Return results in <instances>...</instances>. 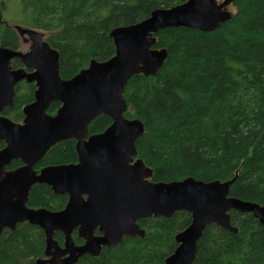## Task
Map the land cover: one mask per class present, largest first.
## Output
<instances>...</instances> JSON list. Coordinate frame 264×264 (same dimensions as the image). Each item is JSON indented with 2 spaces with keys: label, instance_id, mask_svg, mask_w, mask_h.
I'll list each match as a JSON object with an SVG mask.
<instances>
[{
  "label": "trees",
  "instance_id": "trees-1",
  "mask_svg": "<svg viewBox=\"0 0 264 264\" xmlns=\"http://www.w3.org/2000/svg\"><path fill=\"white\" fill-rule=\"evenodd\" d=\"M13 1L21 19L7 23L4 15ZM184 1L0 0V43L16 48L13 23L47 31V42L59 53V74L70 78L92 59L114 55L112 28ZM233 5L232 16L211 31L166 27L154 33V47L165 48L166 56L154 75L128 79L124 116L144 126L135 148L153 169L154 181L231 180L229 196L264 205V0H234ZM14 89L13 105L2 113L19 121L35 86L21 81ZM59 105L50 102L47 113L54 114ZM110 123L107 115L99 114L88 133L101 132ZM76 159L75 139L68 138L52 145L40 166ZM64 201L44 183L34 184L28 196L31 206L57 208ZM190 219L186 211L141 218L137 223L142 237H123L103 247L98 257L83 255L77 264H165L177 247L174 235ZM229 220L237 232L207 226L191 264H264V224L235 210ZM42 248L41 230L18 224L0 235V264H30Z\"/></svg>",
  "mask_w": 264,
  "mask_h": 264
},
{
  "label": "water",
  "instance_id": "water-1",
  "mask_svg": "<svg viewBox=\"0 0 264 264\" xmlns=\"http://www.w3.org/2000/svg\"><path fill=\"white\" fill-rule=\"evenodd\" d=\"M232 2L185 0L156 8L139 22L114 27L109 31L114 55L103 61L92 59L69 79L60 77L58 52L49 46L41 32L14 26L20 36L30 39L31 46L22 53L0 44V111L12 106L18 81L34 82L36 89L33 102L22 109L21 123L0 115V140L5 144L0 149V232L3 228L13 229L23 220L38 225L46 235V254L52 255L49 264H70L77 255L96 254L100 245H111L123 235L142 236L143 231L136 224L140 218L169 217L176 211H186L190 223L174 235L177 247L165 264H191L197 242L207 226L237 232L230 223V211L250 213L264 224V205L229 196L231 180L186 177L168 182L147 181L152 170L137 157L135 148V140L144 132V126L140 120L124 116L123 91L128 79L135 74L154 75L166 56L165 48L154 47V33L166 27L211 31L232 16L223 10ZM14 57L31 71L12 69L9 62ZM53 100L61 105L50 116L45 110ZM99 114L109 116L111 124L85 138L88 124ZM69 137L77 140L78 162L45 167L36 175L32 164L54 143ZM14 159L25 165L11 172L3 171ZM34 182H45L54 191L67 193L64 209L50 212L26 208L24 202ZM76 226L87 239L78 247L69 236ZM96 228L102 234L93 237ZM54 229L64 232V249L52 240ZM66 252L70 256L58 260Z\"/></svg>",
  "mask_w": 264,
  "mask_h": 264
},
{
  "label": "flooded vegetation",
  "instance_id": "flooded-vegetation-1",
  "mask_svg": "<svg viewBox=\"0 0 264 264\" xmlns=\"http://www.w3.org/2000/svg\"><path fill=\"white\" fill-rule=\"evenodd\" d=\"M25 28H29V29H33V30H35V31H38V30H36L35 28H33V27H25ZM38 29V28H37ZM15 30V29H14ZM15 32H16V30H15ZM38 32H41V31H38ZM42 34H43V32H41ZM16 35H17V46H16V48H10V47H6V48H9V49H12V50H17V51H19V52H22V51H20L19 49H18V36L21 38V40H22V42L23 43H27V42H29V46H28V49L26 50V51H24V52H22V53H25V52H27V51H29V48H30V46H31V41H30V39L26 36V35H23V36H20L17 32H16ZM43 36H44V34H43ZM44 40L45 41H47L46 40V36H44ZM48 43V42H47ZM1 44V43H0ZM49 44V43H48ZM49 46L51 47V48H53L50 44H49ZM3 47H5V46H3ZM53 49H55V48H53ZM56 50V49H55ZM57 51V50H56ZM58 52V51H57ZM58 55H59V53H58ZM14 61H17V63H16V65L14 66L13 64H12V62H14ZM99 61V60H98ZM58 63H59V60H58ZM9 65H10V67L12 68V69H19V68H22L24 71H26V72H30L31 71V69H28L24 64H23V62H21V60L19 59V58H17V57H14V58H12L11 60H10V62H9ZM87 67V66H86ZM85 67V68H86ZM83 69V68H82ZM81 70V69H80ZM79 70V71H80ZM78 71V72H79ZM58 72H59V64H58ZM77 72V73H78ZM60 75V74H59ZM75 75V74H74ZM73 75V76H74ZM61 77V76H60ZM62 78V77H61ZM71 78V77H70ZM62 79H69V78H62ZM21 81H24V82H27V83H33L34 84V86H35V83L34 82H28V81H26L25 79H22V80H20V81H18L17 83H19V82H21ZM16 83V84H17ZM15 84V85H16ZM15 85H14V87H15ZM35 89H36V86H35ZM35 89H34V92H35ZM14 94H15V89H14ZM33 95H34V93H33ZM13 97H14V95H13ZM124 97V96H123ZM33 100H34V96H33ZM33 100L32 101H30V102H28V103H31V102H33ZM53 101H58V100H53ZM52 102V101H51ZM59 103H60V105H61V102L60 101H58ZM28 103H26V104H28ZM26 104H24L23 106H22V108H21V111H22V114H23V107L26 105ZM12 105H13V103H12ZM49 105V104H48ZM59 105V106H60ZM7 107H9V106H7ZM7 107H4L1 111H0V115H2V116H5V117H7L6 115H4L2 112H3V110L5 109V108H7ZM12 106H10L9 108H11ZM48 107V106H47ZM59 108V107H58ZM57 108V109H58ZM127 108V107H126ZM47 109V108H46ZM57 111V110H56ZM126 111V110H125ZM45 112L47 113V111L45 110ZM47 114H49V113H47ZM56 114V112L54 113V114H49L50 116H54ZM109 117V116H108ZM7 118H9V117H7ZM23 118H24V114H23ZM23 118L21 119V120H19V121H15V120H13V119H11V118H9L10 120H12L13 122H17V123H21L22 122V120H23ZM110 118V117H109ZM127 118V117H126ZM128 119H133V118H128ZM137 119V118H136ZM111 120V119H110ZM90 124V123H89ZM88 124V125H89ZM111 124V123H110ZM109 124V125H110ZM108 125V126H109ZM107 126V127H108ZM106 127V128H107ZM105 128V129H106ZM104 129V130H105ZM102 132V131H101ZM98 133H100V132H98ZM92 134H97V133H92ZM92 134H89L88 133V126H87V135H86V137L85 138H87L89 135H92ZM69 138H74V137H69ZM66 139H68V138H66ZM75 139V138H74ZM137 139V138H136ZM63 140H65V139H63ZM1 141H3V140H1ZM61 141V140H60ZM76 139H75V151H76ZM136 141V140H135ZM59 142V141H58ZM57 143V142H56ZM3 144H4V141H3ZM55 144V143H54ZM53 144V145H54ZM5 145V144H4ZM4 145L2 146V147H4ZM1 147V148H2ZM51 147V146H50ZM49 147V148H50ZM0 148V149H1ZM48 148V149H49ZM137 151V150H136ZM47 152V151H46ZM45 152V153H46ZM76 154H77V151H76ZM44 156V155H43ZM42 156V157H43ZM137 157H138V154H137ZM42 158H40L36 163H34V164H32V166H31V169L34 171V173L36 174V175H38L39 173H40V171H41V169H43V168H45V167H49V166H59V165H68V164H76L77 162H78V154H77V159H76V161H74V162H70V163H59V164H48V165H43V166H40V160H41ZM137 158H133V161H135ZM142 159V158H141ZM142 161H143V159H142ZM144 162V161H143ZM145 163V162H144ZM25 164L23 163V162H21L20 160H18V159H14V160H11L7 165H5L4 167H3V171H5V172H11V171H14V170H16L17 168H21V167H23ZM146 165V164H145ZM147 167H149L148 165H146ZM151 170H152V174H151V176L147 179V181H150V182H159V181H161V180H159V181H154L153 180V169L151 168V167H149ZM36 183H44V184H46L47 186H49V188L51 189V191L54 193V194H56V195H59V196H64L65 197V201L59 206V207H57V208H48V207H44V206H31V205H29L28 204V196H29V192H30V189L32 188V186L34 185V184H36ZM83 197H84V199L86 198V196L85 195H83ZM67 201H68V194L67 193H65V192H56V191H54L53 190V188H52V186L50 185V184H47V183H45V182H34L30 187H29V189H28V193H27V198H26V201L24 202V205H25V207L26 208H28V209H33V210H39V209H44V210H47V211H50V212H59V211H61L62 209H64V207H65V205H66V203H67ZM144 218H147V217H144ZM141 219V218H140ZM139 220V219H138ZM138 220H136V224H137V226L139 227V225H138V223H137V221ZM21 223H28V224H31V225H34V226H36L37 228H39L40 230H41V232H42V235H43V248H42V250H41V252L39 253V254H37L34 258H33V260L31 261V263L30 264H37V263H39V264H49V262H50V260H51V258H52V255H51V253H49V254H46V248H47V243H46V235H45V232H44V230L40 227V226H38V225H35V224H32V223H29L27 220H23V221H21V222H17L16 224H15V226H14V228L18 225V224H21ZM13 228V229H14ZM79 226H76V227H74V228H72V230H71V232H70V234H69V236H70V239H71V241H72V243H73V245L75 246V247H78V246H82L83 244H85L86 243V241H87V239L84 237V236H82L81 234H80V231H79ZM13 229H10V228H3L2 229V231L0 232V235H1V233L4 231V230H13ZM139 229H141L142 231H143V229L142 228H140L139 227ZM102 233L98 230V228H96L94 231H93V233H92V236L93 237H98V236H100ZM143 235H144V231H143ZM142 235V236H143ZM126 236H128V237H134V236H139V237H142V236H140V235H123L122 237H121V239L119 240V241H117V242H115V243H113V244H111V245H100V250H99V252L98 253H96V254H93V253H90V252H86V253H82L81 255H77V257H76V259H75V261H73L72 263H70V264H77L78 263V261L80 260V258L83 256V255H89V256H91V257H98L99 255H100V253H101V251H102V248L103 247H110V246H112V245H114V244H116V243H119L121 240H122V238L123 237H126ZM52 240L56 243V246L58 247V248H60V249H64L65 248V240H66V237H65V234H64V232L63 231H61L60 229H54L53 230V233H52ZM50 252H53V249H51L50 250ZM70 256V254L68 253V252H66V253H64V254H62L61 256H59V258H58V260H64L65 258H68Z\"/></svg>",
  "mask_w": 264,
  "mask_h": 264
},
{
  "label": "rangeland",
  "instance_id": "rangeland-1",
  "mask_svg": "<svg viewBox=\"0 0 264 264\" xmlns=\"http://www.w3.org/2000/svg\"><path fill=\"white\" fill-rule=\"evenodd\" d=\"M218 3L222 2L223 0H216ZM223 10H226L228 12H230L231 14H233L235 12V6L233 5V2L232 3H229L228 5H226ZM4 19L5 21L8 23L10 20H20L21 19V16L19 14V11L17 9V5L16 3L13 1L10 5V8L9 10L6 12V14L4 15ZM11 27H14V26H20V27H29V26H26V25H23V24H20V23H13V24H10ZM36 30L38 31H41L43 32L44 36H46L48 34L47 31H44L42 29H37L35 28ZM28 46H29V42L27 43H23L21 38L18 36V49L22 52L26 51L28 49Z\"/></svg>",
  "mask_w": 264,
  "mask_h": 264
}]
</instances>
